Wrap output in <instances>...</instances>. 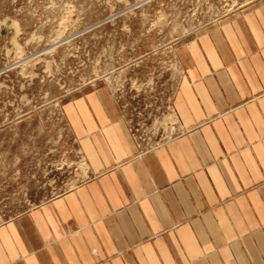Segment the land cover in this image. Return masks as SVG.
<instances>
[{
  "label": "crops",
  "instance_id": "obj_1",
  "mask_svg": "<svg viewBox=\"0 0 264 264\" xmlns=\"http://www.w3.org/2000/svg\"><path fill=\"white\" fill-rule=\"evenodd\" d=\"M176 60L165 140L140 146L97 88L63 104L85 180L56 192L57 171L23 160L13 177L0 159V264H264V0L188 36Z\"/></svg>",
  "mask_w": 264,
  "mask_h": 264
},
{
  "label": "rangeland",
  "instance_id": "obj_2",
  "mask_svg": "<svg viewBox=\"0 0 264 264\" xmlns=\"http://www.w3.org/2000/svg\"><path fill=\"white\" fill-rule=\"evenodd\" d=\"M251 1L0 0V159L13 177L23 160L45 179L57 171L56 192L85 180L63 104L97 88L142 132L140 146L166 139L177 45Z\"/></svg>",
  "mask_w": 264,
  "mask_h": 264
},
{
  "label": "built area",
  "instance_id": "obj_3",
  "mask_svg": "<svg viewBox=\"0 0 264 264\" xmlns=\"http://www.w3.org/2000/svg\"><path fill=\"white\" fill-rule=\"evenodd\" d=\"M131 132L134 134V137H136V138H139V139H141L142 141L144 140V139H142L143 137H140V135L142 134V132L141 133H139V128H133L132 130H131ZM165 140V139H164ZM160 141V140H159ZM159 141H157V142H154V144H157V143H159ZM161 141H163V140H161ZM154 144H152V145H154ZM152 145H146V146H148V147H151Z\"/></svg>",
  "mask_w": 264,
  "mask_h": 264
}]
</instances>
